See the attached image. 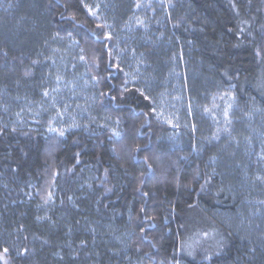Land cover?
I'll list each match as a JSON object with an SVG mask.
<instances>
[{"label":"trees","instance_id":"trees-1","mask_svg":"<svg viewBox=\"0 0 264 264\" xmlns=\"http://www.w3.org/2000/svg\"><path fill=\"white\" fill-rule=\"evenodd\" d=\"M102 1L123 25L131 0ZM19 2L15 25L0 22V252L8 249L0 264H115L97 243L99 225L126 231L134 264H264V247L237 236L224 217L234 209L229 153L191 133L171 142L148 85L128 72L113 32L84 0ZM163 19L167 38L190 52L199 89L211 79L264 110V0H174ZM51 36L77 44L95 107L119 135L94 129L60 138L38 119L9 122L5 94L38 85V48ZM142 49L150 65L166 59L160 48Z\"/></svg>","mask_w":264,"mask_h":264},{"label":"rangeland","instance_id":"rangeland-1","mask_svg":"<svg viewBox=\"0 0 264 264\" xmlns=\"http://www.w3.org/2000/svg\"><path fill=\"white\" fill-rule=\"evenodd\" d=\"M173 1L131 0L133 7L123 25L109 18L112 11L105 1L84 0V3L95 13L92 16L105 22L113 32L117 40L116 56L131 68L128 72L140 84L148 85L155 114L173 129L171 142L185 140L191 133L214 144L219 155L229 153L238 171L232 167L229 172L232 184L228 194L234 209L224 215L226 223L237 236L264 247V110L250 98L237 99L232 87L211 79L199 89L196 84L199 75L192 72L190 52L181 41H170L163 31V18ZM16 12H21L19 0H0V22L15 25ZM148 45L160 48L166 59L156 62V66L150 65L142 49ZM38 49L44 75L29 94H5L9 101V122L24 126L26 119H38L46 134L60 138L74 131L94 129H108L116 134L117 124L95 107L94 82L85 70L77 44L51 36ZM16 86L23 89V85ZM53 203L51 193L45 212ZM99 226L97 243L102 242L117 258L115 264H134L127 256L126 231Z\"/></svg>","mask_w":264,"mask_h":264},{"label":"snow or ice","instance_id":"snow-or-ice-1","mask_svg":"<svg viewBox=\"0 0 264 264\" xmlns=\"http://www.w3.org/2000/svg\"><path fill=\"white\" fill-rule=\"evenodd\" d=\"M81 3H83V0H81ZM84 7L88 8V5H84ZM137 7H139V5H137ZM88 11H89V14L90 15H95V13L92 12V9L91 8H88ZM71 19L75 20V16L71 17ZM98 27H103V25H98ZM106 39H111V34L110 33L106 35ZM81 59L83 60L84 57L81 56ZM25 75H28V73H25ZM59 79H60V77H57V80H59ZM44 95L47 96L48 93L45 92ZM225 117H227V112H225ZM50 130L51 131H55V129H50ZM60 135L61 136L64 135L63 131L60 132ZM116 135H119V133H116ZM138 149H139V146H137V150ZM145 159H147V158H145ZM151 167H152L151 164H149L148 165V168L151 169ZM142 175H143V173H142ZM257 179H260V177H257ZM141 211H143V208L141 209ZM7 252H8V249L7 248L3 249V252H0V260H3L4 259V254H6ZM4 264H7V261L6 260L4 261Z\"/></svg>","mask_w":264,"mask_h":264}]
</instances>
